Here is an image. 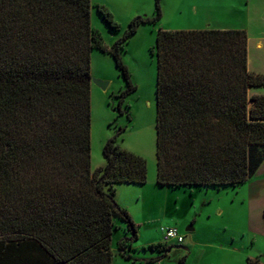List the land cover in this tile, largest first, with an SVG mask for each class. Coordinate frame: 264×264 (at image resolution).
Returning <instances> with one entry per match:
<instances>
[{
	"label": "trees",
	"instance_id": "obj_1",
	"mask_svg": "<svg viewBox=\"0 0 264 264\" xmlns=\"http://www.w3.org/2000/svg\"><path fill=\"white\" fill-rule=\"evenodd\" d=\"M97 6L119 30L112 11ZM91 9L92 0H0V264H112L122 227L118 252L139 260L130 253L137 224L116 191L145 184L148 161L121 147L120 128L103 148L105 166L93 170L91 54L114 56L128 83L121 104L136 90L124 44L140 24L161 19V0L112 46L92 26ZM155 54L157 183L247 182L264 157V94L249 93L264 86V73L248 68L247 31L160 29Z\"/></svg>",
	"mask_w": 264,
	"mask_h": 264
},
{
	"label": "rangeland",
	"instance_id": "obj_2",
	"mask_svg": "<svg viewBox=\"0 0 264 264\" xmlns=\"http://www.w3.org/2000/svg\"><path fill=\"white\" fill-rule=\"evenodd\" d=\"M99 4L112 11L121 24L119 30L104 20L98 11ZM161 8L160 20L140 24L124 44L122 57L136 90L121 104L118 95L128 83L114 56L98 49L91 54L93 80L109 81L106 89L92 81L93 170L105 166L103 148L120 128H124L119 138L121 147L148 161V181L141 186L145 188L140 200L143 206L135 203L131 207L139 239L130 253L139 260L128 261L118 253V242L125 232L122 227L113 235L112 247L116 254L113 264H182L184 256V264H247L248 258L257 256L264 262V164L260 172L256 170L238 187H169L157 183L155 54L160 29H222V26L247 25L256 30L264 0H161ZM155 13L156 0H92L91 21L104 42L112 46L124 35L133 18L151 17ZM190 226L193 229L189 230ZM162 227L178 228L183 242L166 243ZM159 242L163 244L162 249L151 248ZM172 244L174 247L170 248ZM165 248L170 249L167 255H164ZM152 258L156 259L151 261Z\"/></svg>",
	"mask_w": 264,
	"mask_h": 264
},
{
	"label": "crops",
	"instance_id": "obj_3",
	"mask_svg": "<svg viewBox=\"0 0 264 264\" xmlns=\"http://www.w3.org/2000/svg\"><path fill=\"white\" fill-rule=\"evenodd\" d=\"M262 12L263 14L258 16V20H257L258 27L256 30L252 31L251 28L248 27L247 25H241L240 27L231 26V25L222 26V29H230L226 27H231V28L236 27V29L238 28L241 29L242 27L245 28V30L248 33V68L249 70L254 71V72L264 73V11ZM249 93L250 95L264 94V86L251 87L249 89ZM263 162L264 160L258 167L257 169L258 172H260L261 168L263 167V164H264ZM142 185L143 184H134V183H121L117 185L116 198L122 206H126L130 210V213L133 219H135V216L133 215L131 211L132 205L134 207V204L137 203L143 206L140 200H141L142 195L145 194L144 192L145 188L141 187ZM113 252H114V255H113V261H114L116 254L114 250ZM113 261H112V264H113Z\"/></svg>",
	"mask_w": 264,
	"mask_h": 264
},
{
	"label": "built area",
	"instance_id": "obj_4",
	"mask_svg": "<svg viewBox=\"0 0 264 264\" xmlns=\"http://www.w3.org/2000/svg\"><path fill=\"white\" fill-rule=\"evenodd\" d=\"M162 229L164 231L165 240L167 242H169L170 240H175L177 243L183 242L184 237L182 233L178 230V228L162 227Z\"/></svg>",
	"mask_w": 264,
	"mask_h": 264
},
{
	"label": "water",
	"instance_id": "obj_5",
	"mask_svg": "<svg viewBox=\"0 0 264 264\" xmlns=\"http://www.w3.org/2000/svg\"><path fill=\"white\" fill-rule=\"evenodd\" d=\"M92 81H94L95 83H97L99 86H101L102 88L106 89L109 81L106 80H102V79H92ZM189 230L193 229L191 226L188 228Z\"/></svg>",
	"mask_w": 264,
	"mask_h": 264
}]
</instances>
